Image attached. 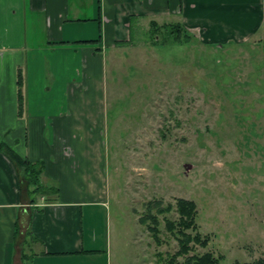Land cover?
<instances>
[{"label":"rangeland","instance_id":"rangeland-1","mask_svg":"<svg viewBox=\"0 0 264 264\" xmlns=\"http://www.w3.org/2000/svg\"><path fill=\"white\" fill-rule=\"evenodd\" d=\"M140 31L129 64L107 67L102 124L87 137L100 145L97 183L107 204L87 209L96 213L97 247L107 240L123 262L131 255L169 264L178 242L165 226L184 199L196 208V231L186 233L208 239L205 248L191 243L188 256L264 258V43L176 45L164 28L157 37ZM148 215L157 237L150 221L139 222Z\"/></svg>","mask_w":264,"mask_h":264},{"label":"crops","instance_id":"crops-1","mask_svg":"<svg viewBox=\"0 0 264 264\" xmlns=\"http://www.w3.org/2000/svg\"><path fill=\"white\" fill-rule=\"evenodd\" d=\"M173 24L193 43H264V0H0V142L42 164L40 183L54 188L32 198L0 153V264H142L97 247L87 209L107 204L87 137L102 124L107 67L136 50L134 29Z\"/></svg>","mask_w":264,"mask_h":264},{"label":"trees","instance_id":"trees-1","mask_svg":"<svg viewBox=\"0 0 264 264\" xmlns=\"http://www.w3.org/2000/svg\"><path fill=\"white\" fill-rule=\"evenodd\" d=\"M151 26L154 27V23H151ZM170 33L171 35H175L176 45H188L192 42V37L178 24L173 25H165V26H157V29L153 30L154 36L157 37L156 31L158 29H163ZM0 153L5 156L9 160V162L13 165L19 182L25 183V189L29 195L34 198L36 196H46L47 194H53L54 188H48L43 186L40 183V175L42 173V164L38 163H30L27 160L21 159L12 149L8 148L4 143L0 142ZM22 187V185H21ZM34 201V200H32ZM156 207L160 206V203H153ZM152 205V203L148 204V208ZM176 213L179 218L176 222H166L167 231L173 233L178 242V251L172 256L169 264H172L176 258L178 257H186L185 261L182 264H219V261L222 257H214L210 252H206L202 255H193L188 256L192 251L193 245H199L205 248L208 244V239H203L198 233L194 235L186 233L187 230L196 231L195 217H196V208L193 202L178 199L176 200ZM171 210L170 205H168L165 209H158V214H162L164 212H169ZM150 211V208L149 210ZM147 221L151 222V230L154 237H157V219L156 216H145V218H141L139 222L143 225H146ZM233 264H240L235 262ZM242 264H264V258L258 259L256 261L250 263H242Z\"/></svg>","mask_w":264,"mask_h":264}]
</instances>
